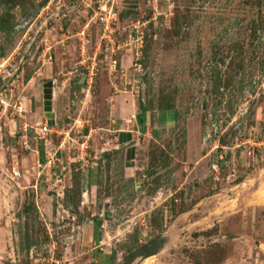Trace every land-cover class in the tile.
<instances>
[{
  "label": "rangeland",
  "instance_id": "374dc122",
  "mask_svg": "<svg viewBox=\"0 0 264 264\" xmlns=\"http://www.w3.org/2000/svg\"><path fill=\"white\" fill-rule=\"evenodd\" d=\"M260 138L264 0H0V264H264Z\"/></svg>",
  "mask_w": 264,
  "mask_h": 264
},
{
  "label": "built area",
  "instance_id": "2783aa9c",
  "mask_svg": "<svg viewBox=\"0 0 264 264\" xmlns=\"http://www.w3.org/2000/svg\"><path fill=\"white\" fill-rule=\"evenodd\" d=\"M93 17H95V19L97 18L98 21L101 24V34H100V38H106L108 39V41H111L112 38V33H113V29H111V25L114 23V20L116 19L115 13L112 11V8H108V9H104L101 6H98V9L96 11L93 12ZM135 49L134 52L132 54V68L134 70H139L140 69V62H139V57H140V47H141V43H142V33H138L135 36ZM128 45V42H124L121 44V46H125ZM120 47V45H116L115 49L118 50ZM110 51H113V48L110 49ZM111 64H110V68L114 69L116 64H115V60L111 59ZM50 124L47 123V121L45 120L40 126H38L35 130V133L37 134L38 137H42L44 134L49 133L50 129H51ZM259 145H264V139H258L254 144H252L250 146V149L252 147V150L255 148H259ZM249 153V151H247ZM13 175H18V172L15 171L13 172Z\"/></svg>",
  "mask_w": 264,
  "mask_h": 264
},
{
  "label": "water",
  "instance_id": "95a60500",
  "mask_svg": "<svg viewBox=\"0 0 264 264\" xmlns=\"http://www.w3.org/2000/svg\"><path fill=\"white\" fill-rule=\"evenodd\" d=\"M51 80H48L42 84V109L44 112V116L46 118V121L48 124H53V113L51 112ZM131 134L130 131H122L118 134V143L123 144L126 141L130 140ZM132 149H127L126 154L129 155V152L131 153ZM128 155H126V158H128ZM107 215V212H105V217ZM159 239V238H158ZM158 239H155L150 242L149 247L147 248L145 245L141 248L133 251L131 254H129L126 259V264L135 256L141 255V254H151V250L154 249L158 245Z\"/></svg>",
  "mask_w": 264,
  "mask_h": 264
},
{
  "label": "trees",
  "instance_id": "16d2710c",
  "mask_svg": "<svg viewBox=\"0 0 264 264\" xmlns=\"http://www.w3.org/2000/svg\"><path fill=\"white\" fill-rule=\"evenodd\" d=\"M140 113H141V114H140V118H139V119H140L141 121H144V120L147 118V114H148V113H146L145 110L141 111ZM145 113H146V114H145ZM171 121H173V119H171ZM171 121H170V122H171ZM220 167H222V164H220Z\"/></svg>",
  "mask_w": 264,
  "mask_h": 264
},
{
  "label": "crops",
  "instance_id": "0c3cea01",
  "mask_svg": "<svg viewBox=\"0 0 264 264\" xmlns=\"http://www.w3.org/2000/svg\"><path fill=\"white\" fill-rule=\"evenodd\" d=\"M160 120H161V119H159V121H160ZM149 121H150V120H149ZM159 121H158V122H159ZM160 122H161V121H160ZM217 168H220V167L217 166Z\"/></svg>",
  "mask_w": 264,
  "mask_h": 264
}]
</instances>
